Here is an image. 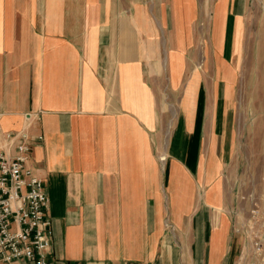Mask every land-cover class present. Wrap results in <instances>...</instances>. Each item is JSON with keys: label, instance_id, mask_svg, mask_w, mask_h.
<instances>
[{"label": "crops", "instance_id": "1", "mask_svg": "<svg viewBox=\"0 0 264 264\" xmlns=\"http://www.w3.org/2000/svg\"><path fill=\"white\" fill-rule=\"evenodd\" d=\"M204 1L0 0V152L31 146L49 264H241L245 183L192 62ZM247 9L214 0L210 37Z\"/></svg>", "mask_w": 264, "mask_h": 264}, {"label": "rangeland", "instance_id": "2", "mask_svg": "<svg viewBox=\"0 0 264 264\" xmlns=\"http://www.w3.org/2000/svg\"><path fill=\"white\" fill-rule=\"evenodd\" d=\"M205 1L208 2L209 10L200 18L202 20L199 28L202 30L204 27L199 40L200 55L198 58L192 57L193 63L197 62V59L199 62L197 77L202 81L200 98L203 105L206 104L208 97L217 99L216 111L220 119L219 127H216L227 132L226 155L233 160L234 167L238 171L236 176L245 183L242 189L245 191L255 189L262 194L264 193V0H246L248 9L245 33L243 23L239 21L235 34V18L231 13L227 14L225 31L222 27L221 43L218 48L214 43L217 31L213 39L208 31L209 21H212L211 7L214 0ZM220 16L221 14H217L216 19ZM239 32L243 50L240 66L237 67L239 61L238 52L235 51V41ZM219 59L234 68L232 80L226 81V88L231 86L232 89L230 103H227V108L229 106L231 108L228 109L227 116H224L223 108L225 84L223 79H218L220 77L218 72H215V64L218 67ZM192 73H188L184 81L190 80ZM182 93L183 88L179 96ZM226 99L229 100V91ZM245 208L247 209V206Z\"/></svg>", "mask_w": 264, "mask_h": 264}, {"label": "built area", "instance_id": "3", "mask_svg": "<svg viewBox=\"0 0 264 264\" xmlns=\"http://www.w3.org/2000/svg\"><path fill=\"white\" fill-rule=\"evenodd\" d=\"M31 146L0 152V264H49L53 227L44 181L27 165ZM236 230L245 235L241 264H264V193L242 189ZM247 206V209L245 208Z\"/></svg>", "mask_w": 264, "mask_h": 264}, {"label": "bare ground", "instance_id": "4", "mask_svg": "<svg viewBox=\"0 0 264 264\" xmlns=\"http://www.w3.org/2000/svg\"><path fill=\"white\" fill-rule=\"evenodd\" d=\"M216 24H217V27H216V37H215V45L216 47L218 48L220 46V43H221V29H222V23H221V16L220 18L216 19L215 20ZM238 30V28H237ZM235 51L238 52V61H239V64L237 65V67L240 66V61H241V54H242V50H243V42L241 40V33L239 32L238 33V36L236 38V41H235ZM233 73H234V68L229 65V64H225L221 59H219V64H218V76H220L221 78L225 79V80H232L233 78ZM232 93V89H231V92ZM230 99H231V96H230ZM229 99V100H230Z\"/></svg>", "mask_w": 264, "mask_h": 264}]
</instances>
